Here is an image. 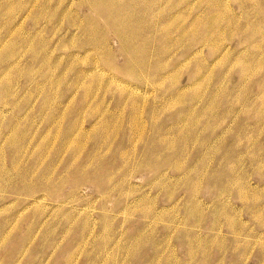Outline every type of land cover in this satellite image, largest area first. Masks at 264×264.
<instances>
[{
	"label": "rangeland",
	"instance_id": "374dc122",
	"mask_svg": "<svg viewBox=\"0 0 264 264\" xmlns=\"http://www.w3.org/2000/svg\"><path fill=\"white\" fill-rule=\"evenodd\" d=\"M132 1L0 0V264H264V0Z\"/></svg>",
	"mask_w": 264,
	"mask_h": 264
},
{
	"label": "bare ground",
	"instance_id": "6f19581e",
	"mask_svg": "<svg viewBox=\"0 0 264 264\" xmlns=\"http://www.w3.org/2000/svg\"><path fill=\"white\" fill-rule=\"evenodd\" d=\"M83 1V0H82ZM84 1H86V0H84ZM116 0H112V4H111V6H109V10L108 9H102V10H100V13L101 14H103V16H105L107 19H109V20H111L112 19V21L114 22L115 20H119L120 19V14H122L123 12H124V14H125V10L127 9V8H120L121 9V12H120V9H119V12H120V14H116L115 12L113 13V11L116 9V10H118V7H115L114 8V4H116V2H115ZM131 1V0H130ZM92 2V1H91ZM133 2V6H134V3H135V5H136V0H133L132 1ZM119 5V4H118ZM117 5V6H118ZM122 7V6H121ZM114 8V9H113ZM111 10V11H110ZM129 14V12L127 13L126 12V16H127V19L130 17V14ZM109 15H111V18H110V16ZM113 15H115V16H113ZM129 16V17H128ZM128 22H129V20H127ZM118 22H121V21H118ZM128 22H127V24H128ZM115 23V22H114ZM132 26V25H131ZM129 28H130V24H129V26H128ZM127 27V28H128ZM129 28H128V30H129ZM134 29V28H133ZM118 30V29H117ZM127 30V31H128ZM137 31V30H136ZM119 33V35H120V43H121V46L124 48V47H128L129 45H133V46H136L135 45V41L133 40V38L131 39V37H127L126 36V33H121V31H119L118 32ZM135 33V32H134ZM136 34V33H135ZM133 36V35H132ZM205 37V36H204ZM209 41V40H208ZM130 47V46H129ZM136 48V47H135ZM133 50H134V48H133ZM137 50H138V48H137ZM143 51V50H142ZM141 55H142V53H141ZM139 69V68H138Z\"/></svg>",
	"mask_w": 264,
	"mask_h": 264
}]
</instances>
